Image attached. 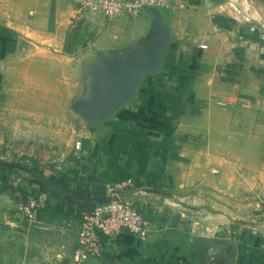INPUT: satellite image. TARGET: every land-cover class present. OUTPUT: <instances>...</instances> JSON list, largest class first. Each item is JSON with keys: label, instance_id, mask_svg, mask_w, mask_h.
Listing matches in <instances>:
<instances>
[{"label": "crops", "instance_id": "crops-1", "mask_svg": "<svg viewBox=\"0 0 264 264\" xmlns=\"http://www.w3.org/2000/svg\"><path fill=\"white\" fill-rule=\"evenodd\" d=\"M171 1L161 9L171 29L164 65L109 120L83 124L68 141L69 100L89 95L85 61L152 51L156 15L110 18L67 0H0V94H10L3 115L18 134L29 123L59 149L51 170L39 168L45 176L101 192L132 178L122 197L156 230L146 239L126 229L101 234L103 252L82 264H218L214 237L234 241L236 264H264V39L251 29L264 24V0H238V9L229 0ZM8 168L0 173V264H76L81 219L39 210L29 225L13 187L30 177ZM60 199L49 194L46 206Z\"/></svg>", "mask_w": 264, "mask_h": 264}, {"label": "built area", "instance_id": "built-area-1", "mask_svg": "<svg viewBox=\"0 0 264 264\" xmlns=\"http://www.w3.org/2000/svg\"><path fill=\"white\" fill-rule=\"evenodd\" d=\"M78 7L80 11L87 13H100L107 17L118 18L122 16L136 17L147 6L168 9L175 7L171 0H68ZM233 9H238V0H229ZM183 7L182 3L177 4ZM247 17V16H246ZM245 21L250 22L247 17ZM252 30H261L264 39V24L259 27L251 25ZM264 119V114H263ZM82 140L76 139L75 147L81 148ZM3 164L0 162V173ZM19 184L29 186L17 178ZM132 178H126L108 183L105 194H119L128 187L133 186ZM49 193L45 191L29 192L25 195L20 205V213L29 225L37 221V211L46 206ZM157 228L155 222L143 215L141 211L130 201L121 199L105 203H97L89 212L84 214L80 221L78 233L79 247L76 251L75 262L82 264L90 256H99L104 249L101 234L113 235L123 229L146 239Z\"/></svg>", "mask_w": 264, "mask_h": 264}, {"label": "water", "instance_id": "water-1", "mask_svg": "<svg viewBox=\"0 0 264 264\" xmlns=\"http://www.w3.org/2000/svg\"><path fill=\"white\" fill-rule=\"evenodd\" d=\"M145 9H151L157 18L159 25V36L155 42L156 45L152 51H145L134 56H128L121 59L101 60L94 68L99 73L97 85V94H89L87 97L93 98L92 105L83 104L79 110L93 124H100L108 117L125 107L129 101L136 95L139 87L145 81L147 75L153 70L164 65L169 49L171 39V29L165 20L162 11L158 7L147 6ZM144 9V10H145ZM103 68V70H102ZM96 85V84H95ZM1 163L10 168H19L26 171L30 178L44 184L57 193L68 194L78 200L95 201L105 203L114 200L123 199L122 194H103V195H85L76 189L59 184L57 181L42 175L30 167H26L17 162L2 159ZM232 245L231 249H219V243ZM210 253L219 252L223 259L217 261L218 264H236L237 248L233 240H223L220 238L210 239ZM73 254L70 255V258ZM205 264H209V260Z\"/></svg>", "mask_w": 264, "mask_h": 264}, {"label": "rangeland", "instance_id": "rangeland-1", "mask_svg": "<svg viewBox=\"0 0 264 264\" xmlns=\"http://www.w3.org/2000/svg\"><path fill=\"white\" fill-rule=\"evenodd\" d=\"M67 2L70 3L77 12L78 10H80L76 6V4L68 0ZM87 62H90V64H87ZM93 63L95 64V59L88 61L86 60L85 65L83 66V75L85 77L86 90L85 94H97V85H99V83L103 84V81H98L99 73L96 70L97 68H94L95 65H92ZM9 96L10 94H0V153L3 154V158H5L6 160L17 162L26 167L31 168L37 166L38 168H45L51 170V166H53V164H56V161L58 160L59 149L55 147H50L49 141L43 135L36 132H31V124L29 123L26 125V127L23 126L21 133L19 132V134L21 135H19L16 131L12 130V124L11 122H8L7 119L8 115H3V112H5L4 107H7L9 105L7 103ZM93 103V98L89 99V97L87 96L83 97L82 95L73 98L71 96L69 100V113L63 118L64 124L67 125L69 130L68 141H74L75 135H77L79 132H84L83 124H86L87 126H101L100 124L102 122L100 124L91 123L85 117L83 112L79 110L83 107V104L92 105ZM108 118L105 120H109ZM107 132L112 134V131L110 130H105V133ZM116 132L117 131L114 132V137L118 136ZM86 133L88 134L89 132L86 131ZM92 134L93 132L91 131V135ZM15 170L22 175L30 177V175L22 169L16 168ZM255 199L256 197L254 199H251L248 196L246 197V202H253Z\"/></svg>", "mask_w": 264, "mask_h": 264}, {"label": "trees", "instance_id": "trees-1", "mask_svg": "<svg viewBox=\"0 0 264 264\" xmlns=\"http://www.w3.org/2000/svg\"><path fill=\"white\" fill-rule=\"evenodd\" d=\"M2 168H3V171H9V168L6 167L5 165H3ZM31 168L33 170H35L36 172H38L42 175H45L44 172L42 170H40L37 166L31 167ZM1 174L3 175V173H1ZM3 177H4V175H3ZM48 177L57 181L59 184H63L65 186L69 187V184L65 183L64 180H62V179H58L55 176H48ZM27 181H28L29 185H34V187L32 189L29 188V186H25V185H20V186H16V187H13L11 185V187L19 190L23 194L24 197L29 192L35 193V192L45 191V192H48L51 196H60V198H61L60 201L57 203V205L54 208H51L49 206H44L43 208H40L39 210L41 212H43V214L49 213L53 217H55V216H61L62 213L64 212L65 215H67V216H76L78 219H82L84 214L89 212L97 204V202H95V201L78 200V199L71 197L68 194L57 193L54 190L45 186L44 184L35 181L33 178H30ZM77 190L79 192H81L82 194L89 195V196L105 194V192L92 191L89 188L82 187V186L77 187ZM67 207H69V208L67 209Z\"/></svg>", "mask_w": 264, "mask_h": 264}]
</instances>
